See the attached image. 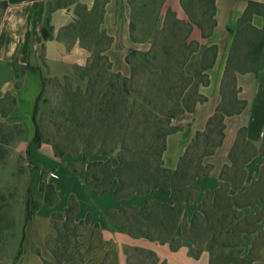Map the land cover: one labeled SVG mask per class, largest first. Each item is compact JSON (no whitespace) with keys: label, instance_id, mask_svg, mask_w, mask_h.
Segmentation results:
<instances>
[{"label":"crops","instance_id":"0c3cea01","mask_svg":"<svg viewBox=\"0 0 264 264\" xmlns=\"http://www.w3.org/2000/svg\"><path fill=\"white\" fill-rule=\"evenodd\" d=\"M55 0H0V100L7 92L15 98L10 112L0 122L21 124L22 144L30 156L44 158L47 165L37 166L33 178V189H37L38 200L43 197L39 190L40 174L49 169L45 181L52 183L58 193L54 206L42 205L26 222L25 235L29 245L37 248L43 259L53 261L46 244V237L52 232L51 214L63 212L69 198L73 196L78 204L75 221L90 217L79 237L81 247L95 263L128 264L127 254L136 248L145 256L153 252L157 264H208L209 255L203 250L197 258L189 254L191 244L181 239V245L171 250L168 243L133 237L129 234L131 219L128 206L141 207L145 202H160L183 205L185 221L190 222L206 196L213 197L219 188L222 174L232 169L234 162L242 158L244 175L237 186H229V193L244 191L257 180L264 167V33L262 34V67L255 73L251 70H237L232 67V52L235 35L241 27V17L249 1L264 3V0H215V26L209 37H201L198 28H193L196 39H202L216 46L213 64L205 70L207 81L199 89L203 99L192 111L177 121V129L165 139L162 152L163 166L175 170L181 157L197 132L206 129L208 120L225 104V82L233 77L235 96L244 105L239 112L226 114L223 119V138L213 152L205 156L202 163L209 166L208 173L195 179V198L183 202L181 188L168 186L145 194H134L127 198H116L113 194L116 182L101 194L87 176V168L74 169V158L55 155L47 144L40 146L32 142L34 124L32 113L35 100L43 88L45 77H63L75 69L87 66L93 50L100 45L93 32L94 25L106 37L100 54L109 62L113 73L129 76L131 68L127 57L132 50H146L147 42L133 39L131 20L134 0H71L49 11V4ZM161 12L172 11L180 20H186L180 0H162ZM97 14L94 24L93 14ZM48 19V22H47ZM250 25L255 30L264 27V16L252 15ZM49 30V37L43 36V28ZM247 142V146L243 145ZM24 149L20 152L24 153ZM180 222L176 235L181 237ZM97 237L95 240L94 237ZM29 255L24 264H39L41 257ZM253 264H264V247L261 257Z\"/></svg>","mask_w":264,"mask_h":264},{"label":"rangeland","instance_id":"374dc122","mask_svg":"<svg viewBox=\"0 0 264 264\" xmlns=\"http://www.w3.org/2000/svg\"><path fill=\"white\" fill-rule=\"evenodd\" d=\"M161 4L162 0H134L133 39L147 42V49L138 51H151L152 54L144 56L137 52L131 55L129 62L133 69L129 76H125L130 80L127 84L128 95L125 96L128 105L132 106L135 101H151L146 109L151 108L154 111L145 116L137 109L134 113L124 112L122 128L118 130L110 128V120L114 118L111 115L105 123L104 131L97 135L91 132L90 124L98 123L99 120L89 121V110L99 100L102 92L109 89L110 81H114L118 89L122 86L121 81L116 79L108 68V60L97 58L101 56L100 50L104 47V43H101L87 66L75 69L70 75L43 79L36 113L41 144L36 145L47 144L53 152H63L59 156L66 155L76 159L73 162L76 170L84 167L88 169L94 161L110 160L112 166H116L120 152L127 160L139 159L138 157L148 152V149H151L155 158L160 155L163 142L171 129L170 124L176 127L177 121L189 111L171 120H168L165 114L172 104L179 100V93H183L180 102L193 108L196 100L200 98L199 89L207 80L205 70L217 52L213 49L215 45L196 39L192 34L193 28L196 27L200 30L201 37L210 36L213 29L210 26L209 0H184L187 18L180 20L176 17L180 23H176L175 18L167 11L162 13ZM258 40L257 32L251 30L246 23L241 25L235 35V46L231 54L233 68L245 70L250 67L249 51ZM235 93L233 77L230 76L225 82L226 106H222V112L238 107L239 103H234ZM108 98L119 104L123 100L122 96L111 95V90H108L106 99ZM216 131L217 126L209 137H200L193 144L189 151L193 166L198 165L200 155L217 139ZM22 134L21 124L0 122V264H24L25 257H36L38 254L37 248L29 245L26 240L25 196L29 188L33 197L38 200V191L33 189V178L37 166L47 165L48 162L40 156L37 157L36 166L28 148L22 144ZM113 137H116L118 142L117 148L111 151ZM21 149L25 150L24 153L20 152ZM205 166L208 164L202 163V167ZM241 167L242 158H238L235 168L223 172V181L219 187L220 197L215 202L224 208L223 213H227L229 218L236 217L234 225L227 231L215 232L216 217L222 212L218 213L215 206H212L213 197L208 195L205 197L203 209L210 217L209 224L203 223L196 229L197 233L193 231L187 234L194 240L193 247H190L193 253L203 250L208 252V264H253L261 257L264 247V172L262 177L244 191L231 194L229 186H237L241 182ZM47 171L49 169L38 173L41 177L40 192L42 185L47 183ZM42 199L43 197L39 201L42 202ZM62 223L63 220H57L55 225L65 234ZM52 228V232L46 237L50 252V249L55 247L54 238L57 235L55 228ZM84 228V225L78 227L77 232L82 234ZM203 233L205 235H201ZM81 252L85 264L106 263V258L95 263L84 253L83 248ZM38 255L41 257L39 264H57L53 254V261ZM127 260L130 264H154V258L148 257V254L141 255L139 248L128 253Z\"/></svg>","mask_w":264,"mask_h":264},{"label":"trees","instance_id":"16d2710c","mask_svg":"<svg viewBox=\"0 0 264 264\" xmlns=\"http://www.w3.org/2000/svg\"><path fill=\"white\" fill-rule=\"evenodd\" d=\"M71 0H55L53 3L49 4V11L54 8L67 5ZM181 5L185 11H187L184 0H180ZM210 9H211V28L215 26V0H209ZM1 7H4L5 3H0ZM167 13L175 18L176 23H180V20L176 18L175 13L172 11H167ZM260 13L264 16V3H259L255 1H249L245 12L241 17V23H246L247 26L257 32L259 34V40L254 47H251L249 51V62L250 67L247 68L255 73H258L263 63V52H262V34L264 33V27L261 30H255L250 25V20L253 14ZM93 21L96 24L97 14H93ZM48 22V19H47ZM200 27L199 24L192 22ZM135 28V20L132 15L131 20V30L133 31ZM93 32L97 37V42L99 44L104 43L106 41V37L102 31H99L97 27L94 25ZM50 33L46 26L43 28V36L49 37ZM203 37H208L203 35ZM251 45V44H250ZM216 50V47H213ZM101 51V50H100ZM139 52V54L144 56H149L151 51H138L132 50L127 57V62L130 65L131 70L132 65L129 62V58L134 53ZM95 51L93 50V54ZM102 56V57H101ZM98 56L99 59L107 60L103 55ZM216 53L213 56V61L207 66L208 69L214 62ZM155 57V56H154ZM257 62H259L257 64ZM109 68V67H108ZM245 69V70H247ZM116 79L121 81V88L118 89L114 81L109 82V89L111 90V95L122 96V103L111 101L110 98L106 99L108 95V90L102 92L99 100L94 103L93 108L89 110L87 113V117L90 120L96 119L99 120V124L94 122V124H90V130L93 134H100L101 131H104L105 123L109 121L108 118L110 116H114L112 120H110V128L118 130L122 128L121 120L122 114L127 111H131V113L137 111L141 112L143 116L151 114L152 110L146 109L150 106L151 101L145 102H133V105H128L127 99V84L129 83V79L120 74L114 73ZM207 77V76H206ZM207 81V80H206ZM42 91V90H41ZM41 91L36 97L35 105L32 113V121L34 124V135L32 138V142L35 144H41V135L38 130V126L36 123V113L38 110V98L41 94ZM200 98L196 100V102L201 101L203 99L202 95H199ZM179 100L172 104V107L165 114V117L168 120L175 118L176 116L183 114L185 111H192L193 108H189L184 106L180 100L183 97V93H179ZM234 103H239L238 107L232 111H223L222 106L217 109V111L210 117L207 123V127L202 132H197L189 144L185 154L181 157L179 164L175 170L167 169L163 166L162 162V152L165 147V140L163 142L162 149L160 151V155L158 157H154L151 149H148V152H144V155L139 156V159L127 160L125 155L120 152L117 160L118 164L116 166H112L110 160L106 161H94L90 164L87 169V176L89 180L93 183L94 187H96L101 194L106 193L111 187L114 180L116 181V185L113 191V194L116 198H127L131 195L137 194H145L157 189H161L168 186H177L181 188L182 200L183 202H188L189 200L195 198L197 194V187L194 185V181L196 178L206 175L208 173L209 166L202 167V160L205 156L211 154L214 148L220 144L223 138V130L224 123L223 119L226 114H230L233 112H239L243 105V101H239L236 96L234 99ZM15 103V98L11 95V93L7 92L5 96L0 100V113L3 117H5L10 110L12 109ZM195 105V104H194ZM130 106V108L128 107ZM194 107V106H193ZM95 120V121H96ZM170 124V123H169ZM217 126V139L208 145V149L204 151L200 157L198 158V165L193 166V159L189 157V151L192 148L193 144L200 137H209ZM170 130L167 135L174 130L176 127H172L170 124ZM117 138L113 137L111 139V151L117 148ZM243 145L247 146V142L243 141ZM57 155H62L63 152L59 150L54 151ZM105 152V151H104ZM105 154V153H104ZM234 167L237 162H234ZM243 163V161H242ZM232 168V169H233ZM241 180L244 175L243 165L241 167ZM264 172L261 171L259 177H262ZM241 183V182H240ZM221 185V184H220ZM220 187V186H219ZM228 189L226 190V192ZM43 199L42 202L35 199L32 195L31 189H27L25 196V219L30 220L35 212L39 209V207L44 204L45 206H53L58 202V193L55 186L52 183H46L42 185ZM220 197L219 188H217L213 195V203L212 206H215L217 212H222L219 216L216 217V231L215 232H224L227 229L234 225V220L236 217L229 218L227 213L224 212V208L220 206V204H216V199ZM205 199H203L200 208L197 212H195L189 223L185 221V213L183 205H170L167 203L160 202H145L141 207H133L128 206L126 212L131 219V226L129 228V234L133 237H145L150 240H157L161 243H168L171 250H176L181 245V239L189 242L191 244L190 247H193L194 240L188 237V233L193 231L196 232V229H199L203 223L209 224L210 217L207 216V213L203 209L205 206ZM77 201L71 196L69 198L68 204L63 212L57 211L51 214V224L55 228L57 235L54 238L55 247H52L50 250L55 257L57 264H85L83 253L81 252V243L78 240L81 233L77 232V228L86 225L90 217L87 216L85 220L76 222L75 216L77 212ZM231 208V207H230ZM217 215V214H216ZM215 215V216H216ZM57 220H63L62 227L65 229V234L60 231V229L55 225ZM181 225V237L176 235V230L178 228L179 223ZM69 225H71L69 228ZM197 233V232H196ZM200 234V233H198ZM201 235H205L204 233ZM189 247V254L192 257L197 258L202 251L197 253H193ZM148 257H153L154 264H157V257L153 252L148 253ZM127 263L130 262L127 260ZM163 264V263H161Z\"/></svg>","mask_w":264,"mask_h":264}]
</instances>
